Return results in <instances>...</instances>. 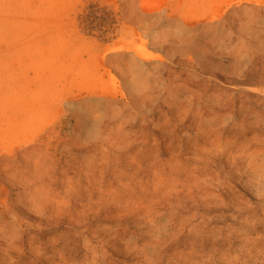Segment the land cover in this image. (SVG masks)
<instances>
[{
	"label": "rangeland",
	"instance_id": "obj_1",
	"mask_svg": "<svg viewBox=\"0 0 264 264\" xmlns=\"http://www.w3.org/2000/svg\"><path fill=\"white\" fill-rule=\"evenodd\" d=\"M0 264H264V0H0Z\"/></svg>",
	"mask_w": 264,
	"mask_h": 264
}]
</instances>
